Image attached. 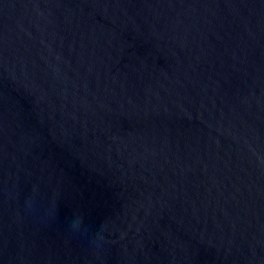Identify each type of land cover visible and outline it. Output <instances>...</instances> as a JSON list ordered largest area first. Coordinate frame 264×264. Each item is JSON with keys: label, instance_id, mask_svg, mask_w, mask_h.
<instances>
[{"label": "water", "instance_id": "water-1", "mask_svg": "<svg viewBox=\"0 0 264 264\" xmlns=\"http://www.w3.org/2000/svg\"><path fill=\"white\" fill-rule=\"evenodd\" d=\"M0 264H264V0H0Z\"/></svg>", "mask_w": 264, "mask_h": 264}]
</instances>
